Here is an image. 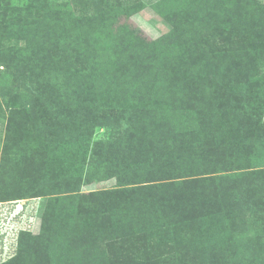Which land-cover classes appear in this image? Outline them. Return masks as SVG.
<instances>
[{
  "label": "trees",
  "instance_id": "obj_1",
  "mask_svg": "<svg viewBox=\"0 0 264 264\" xmlns=\"http://www.w3.org/2000/svg\"><path fill=\"white\" fill-rule=\"evenodd\" d=\"M143 8L136 0L126 12ZM154 9L170 25L155 39L119 23L125 12L107 18L88 8L74 17L56 11L49 29L38 23L34 32L13 15L14 34L25 44L16 52L1 48L0 65L16 69L22 85L30 77L37 85L32 99L10 74H0V96L9 97L1 189H9L8 166L40 148L22 143L16 123L23 108L30 119L31 104L57 121L60 143L47 151L63 154L60 167L67 165L75 182L67 190L115 182L77 202L42 198L39 233L20 231L15 255L1 264H264V168L214 174L235 160L219 153L237 143L229 123L246 122L236 136L245 155L264 145V91L251 79L264 58V8L254 0H160ZM5 19L0 10V34ZM101 125L109 136L97 139ZM50 135L45 139L53 141ZM40 153L45 162L46 150ZM11 197L0 191V198ZM237 206L249 211L238 220L244 229L222 246L208 250L202 235L198 241L185 233L208 217L214 230L223 221L232 225Z\"/></svg>",
  "mask_w": 264,
  "mask_h": 264
},
{
  "label": "rangeland",
  "instance_id": "obj_2",
  "mask_svg": "<svg viewBox=\"0 0 264 264\" xmlns=\"http://www.w3.org/2000/svg\"><path fill=\"white\" fill-rule=\"evenodd\" d=\"M136 0H6L0 5V10L5 11L6 19L3 24H1L2 29L5 32L1 33L0 35V49L1 48H11L13 51H17L20 49L24 44L25 40L17 39L14 32L16 31L18 19L15 17L14 20L16 24L13 22V15H20L21 25L25 27L29 32L30 30L34 32L35 26L39 24V29L42 27H47L48 29L51 27L50 24L47 26V23L50 19L49 15H52L56 11H61L63 15H71V16H81L84 13V8H88V14H94L99 12H106L105 17H110V13L114 11L125 12L123 15H120L117 19L119 23H130L131 25L134 24L138 27L143 34L149 39H155L159 36L165 34L169 31L170 25L162 19L158 13L155 11L154 6L160 0H139L140 2L144 3V8L136 13H131L127 15L130 6L133 5V2ZM264 8V0H254ZM132 4V5H131ZM46 14V15H45ZM100 17V16H99ZM101 18V17H100ZM7 19H10L11 22H8ZM52 23V22H51ZM40 29V30H41ZM50 34L45 31L44 37L42 38L44 42H46L47 47L51 45L50 41ZM51 37L53 39L59 40V34L54 33ZM82 56V55H81ZM61 67H66L65 65H61ZM258 74L251 76V79L254 81L256 85L261 87L264 91V58H259L258 60ZM1 73H8L11 75V82L18 83L16 84L19 86V89L23 93V96L33 98L35 96L34 89L36 88L37 82L36 77L28 80L27 84H21L18 82L19 75L17 74L16 69H9L5 65H0V74ZM32 98V99H33ZM31 99V100H32ZM30 100V101H31ZM9 97L0 96V174L2 171V147L4 137L7 131V124L9 118ZM21 110L18 113V119L16 123L19 127L22 128L23 136L19 134L22 143L32 142L34 147H40L37 155L41 154L40 152H44L46 150L48 159L50 161L47 163L41 162L40 155L36 154H28V159L26 162L23 161V158H19L12 167V177L9 182V189L8 191H3L2 186H0V191L5 195L8 193L11 195V198H0V203H7L10 201L16 200H23L25 198H18L21 194H30L33 195H40L36 198H28L27 199V211L26 216L22 218L24 221L23 223H19V227H27L31 229L33 234H38L40 231L41 226V216L40 213L42 209L39 208L41 204L42 208V198L45 199H54L59 198L62 201H68L71 198L72 201L77 202L80 200L82 195H89L95 194L102 190H106L111 188L114 185V179H109L106 181H95L90 180L86 182H82L79 189L75 190H67L68 183L71 185H75L73 178L69 175V167L67 165L64 167H60V159L62 157V153L52 152L49 153L47 151V147L50 149V145L53 142L60 143V136L58 134V125L57 121L54 118H51L49 115H44L43 112L41 113L40 110L37 109L35 104H31L28 107L29 115L31 116L28 121L23 119L22 113L26 111ZM264 121V116H263ZM232 125L234 129L232 130L230 137L231 139L236 141L237 143L227 146L224 150L220 151V154H224L226 156H233L235 160L227 165H224L225 168L220 169L214 174H224V173H235L237 171L243 169H259L264 168V145H254L253 147L249 148L245 155L243 149H239L238 141L239 139L236 136L243 131V127H246V122H232L229 123ZM37 129V131L35 130ZM52 135L53 141L50 139H45L47 137V133ZM109 130L103 127L102 125L95 129V138H107L109 136ZM42 133V134H41ZM233 133V134H232ZM29 137H25L28 136ZM50 135V136H51ZM235 138V139H234ZM240 142V141H239ZM50 144V145H48ZM48 145V146H47ZM66 150L71 149L70 146L65 147ZM124 150V147H123ZM64 150L62 149L61 152ZM215 154V153H213ZM13 163L14 160H11ZM228 166V167H226ZM244 167V168H242ZM63 168V170H61ZM77 178V176H76ZM18 195V196H17ZM70 196V197H69ZM240 209L238 206L234 208L233 212H237L232 215L236 217L233 219L232 225L223 221L222 227L214 230L212 224L209 222V217L202 219V221H197L196 224H190L185 229V233L187 231L188 234H191V231L196 233L195 239L200 240L196 237L197 234L202 235V243L206 242V246L209 249H216L219 246H222L224 243V239H227L229 233L235 232L239 233L241 230L244 229L241 224L242 217L246 214L245 211H239ZM239 211V212H238ZM249 215V211H247L246 216ZM90 217V216H89ZM211 220V219H210ZM205 223V224H203ZM239 225L237 228L236 226ZM225 227V229H224ZM260 228V233L262 234L261 243L263 244V235H264V220L258 225ZM236 228V229H235ZM178 232V230H177ZM11 233V232H10ZM16 234V231H15ZM194 235V234H193ZM184 237V235H183ZM184 239V238H183ZM165 247L162 245L159 248H156L155 253L157 255H163L162 249Z\"/></svg>",
  "mask_w": 264,
  "mask_h": 264
},
{
  "label": "built area",
  "instance_id": "obj_3",
  "mask_svg": "<svg viewBox=\"0 0 264 264\" xmlns=\"http://www.w3.org/2000/svg\"><path fill=\"white\" fill-rule=\"evenodd\" d=\"M27 199L0 203V264L12 258L18 246V234L27 227H19L27 211ZM16 231V234H15ZM11 232V233H10Z\"/></svg>",
  "mask_w": 264,
  "mask_h": 264
}]
</instances>
